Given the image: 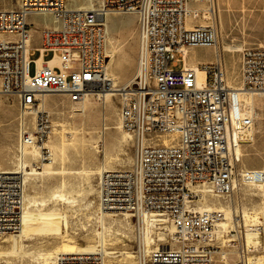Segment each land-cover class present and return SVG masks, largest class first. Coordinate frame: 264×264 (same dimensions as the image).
Wrapping results in <instances>:
<instances>
[{
  "label": "built area",
  "instance_id": "2783aa9c",
  "mask_svg": "<svg viewBox=\"0 0 264 264\" xmlns=\"http://www.w3.org/2000/svg\"><path fill=\"white\" fill-rule=\"evenodd\" d=\"M190 1L102 0L82 9L68 7L66 0H16L13 8L0 9V95L15 97L18 109L16 170H0V233L21 229L25 177L31 172L25 162L36 171L53 162L54 126L46 98L64 95L84 105L88 96L102 101L116 93L119 121L135 151L129 168L98 174V212L121 216L133 228L136 264H215L216 259L225 264L230 249L234 264H255L254 253L264 248V216L242 228L243 215L232 197L236 185L264 188V163L242 174L238 170L241 150L259 137L264 141V127L257 128L263 120L251 112L256 103L242 100L252 95L264 108V7L262 39L239 51L234 81L227 78L212 0H196L208 5L203 10L189 8ZM111 14L137 17L136 70L122 87H116L108 67L105 21ZM31 16L53 18V25L40 29L35 61ZM200 16L209 24L188 23ZM193 47L215 53L214 62L197 65L204 72L201 82L186 66ZM218 201L233 208L236 228H221L225 214ZM147 221L159 244L150 250L140 242ZM247 229L259 236L255 247L246 244ZM56 264H105V256L61 255Z\"/></svg>",
  "mask_w": 264,
  "mask_h": 264
},
{
  "label": "rangeland",
  "instance_id": "374dc122",
  "mask_svg": "<svg viewBox=\"0 0 264 264\" xmlns=\"http://www.w3.org/2000/svg\"><path fill=\"white\" fill-rule=\"evenodd\" d=\"M66 3L68 7L78 8L76 7L77 4L80 6L89 5V0H66ZM15 5L16 0H0V9L13 8ZM188 6L190 8L200 7V9H207L208 7L206 4L199 5L196 0H191ZM263 7L264 0H220V15L223 26L220 25L221 35L219 38L222 44L227 47H240L241 49L257 46L262 39ZM106 22L110 33L113 34L110 48L116 52L113 67L109 68V72L118 77V86H120L127 83L134 76L136 70L137 17L134 14H111L106 17ZM188 23L209 24V21L200 16L196 20L190 18ZM45 25H53V18L50 16H31L28 18V26L33 36V50L30 57L32 61L40 57L39 52L34 49L39 43L40 29ZM222 54L227 78L237 80L240 71L239 51L236 53L222 52ZM51 56L52 54L48 53L44 58L48 60ZM187 60L196 65L207 64L214 62L215 53L210 47H193L188 51ZM34 71L35 65L32 63L29 68L30 75ZM102 101L98 98H91V105L88 106L87 115L84 116L82 113L73 110L74 105L67 96L53 95L46 98V106L52 115L54 126L49 144L54 154L53 168L58 171L93 170L96 173L89 176L87 180L84 174L26 176L28 179L26 180L25 194L38 201L37 208L43 212L51 210L62 212L59 224L60 231L55 233L52 231L54 227L38 226L33 228L30 233L31 238L25 242V251L28 255L26 254L23 258L5 255L11 245L10 243H2V239L14 234L0 235V264H43L42 261L36 260L31 253L55 252L63 249V244L75 246L98 244V233L103 231L97 223V213H99L98 171L104 164L107 167H116L115 169L129 168L135 151L133 140L125 139L124 132L121 131H106L108 136L105 141H102L103 124L115 126L120 122L118 114L119 97H113L110 104L105 101L106 104L103 105ZM256 106V111L263 116L264 108L259 100ZM103 114L106 115V120H103ZM17 118L16 98L0 95V170L3 171L16 169ZM262 126V121H259L257 128L261 130ZM63 141L65 142L64 145H62ZM263 147L264 141L261 140V137L253 145L246 146L238 170L240 168H259L264 163ZM62 182L66 184L65 188H61ZM237 189L238 191L232 197L236 210L240 209L241 212L254 214L262 210L263 200L260 188L243 184ZM61 190L68 196L75 198L76 202L67 204L59 199L51 198L53 193ZM42 201H45V206L40 205L39 202ZM90 203L91 205H89ZM105 222L106 228L109 230V234L106 236V251L112 252L110 255H105V264H136L133 251L137 247V240H135L136 233H134L133 228L121 216L107 215ZM240 224L244 228L245 223ZM123 235L125 238L122 237ZM158 236L164 241L163 235ZM156 237L157 233L154 230L152 238L155 239ZM165 243L161 242L162 245ZM155 246L157 247L159 244L155 243L151 249ZM230 251L234 252L233 249ZM126 252L130 253L132 257H128ZM233 252L225 264L235 263L236 257ZM254 256L255 258L264 256V248H260L254 253ZM215 264L222 263L216 259Z\"/></svg>",
  "mask_w": 264,
  "mask_h": 264
},
{
  "label": "bare ground",
  "instance_id": "6f19581e",
  "mask_svg": "<svg viewBox=\"0 0 264 264\" xmlns=\"http://www.w3.org/2000/svg\"><path fill=\"white\" fill-rule=\"evenodd\" d=\"M102 3V0H89V5L87 6H80V5H76V7L78 8H82V9H90L92 7H96L97 5H100ZM212 7L214 8L215 11V15H216V21L217 24L219 25V37L221 35V28L220 25L223 26V20H222V16L221 14V9H220V0H212L211 1ZM190 8V7H189ZM203 10V9H202ZM204 19V18H203ZM105 25H106V29H107V54L109 57V63H108V67H113L114 64V60L116 58V52L114 50H112L110 48L111 43H112V35L109 31V27L107 25V22L105 21ZM202 25H207L205 23H202ZM49 26V25H48ZM219 47L221 49L222 52H230V53H236L238 51L241 50L240 47H235V46H224L219 38ZM117 51V50H116ZM187 54L188 51L186 52V66L193 68L196 70L197 72V76L199 81L201 82L204 79V72L201 71L198 66L194 63H191L187 60ZM51 65H53L51 63ZM110 73V72H109ZM110 77L114 80V82L116 83V87H122L124 84L118 86V77L117 76H113L110 74ZM116 91V90H115ZM117 94L116 93H110L107 94L105 96V100L103 99L102 104L105 105V101L108 102V104L111 103L113 97H115ZM91 98L90 96H88L85 101H84V105H74V111L78 112V113H82V115L86 116L87 115V109L88 106L91 105ZM242 100L245 103H257L258 104V100L252 96V95H245L242 96ZM74 112V113H75ZM251 112H256L258 114V118L264 120L262 114H259L257 111H255L254 109L251 110ZM103 120H106V115L103 114ZM263 126L264 127V121H262ZM112 130H117V131H121L124 132V136L125 139H130V137L126 134V132L123 130L121 123H117L115 126H108L106 124H103L102 127V141L106 140V137L108 136V133L106 134V131H112ZM64 141L63 144L64 145ZM167 144V142H166ZM61 145V146H62ZM241 154L243 155V150H241ZM263 159H264V147H263V153H262ZM34 159H36V157H33ZM106 158V157H105ZM133 160V159H132ZM53 161L51 164H46L42 167L41 171H36L33 170V166H31L30 164H27V162H25V168L30 167L31 172L30 173H26L29 175H42V176H52V175H56V174H84L86 176V180L88 179L89 176H93L96 172L93 170H77V171H69V170H61L58 171L55 168H53L54 165ZM15 166H17V163L15 164ZM23 167V166H21ZM23 167V168H24ZM116 167H107L105 164L103 165V167L101 168V170L106 169V170H112ZM16 170V169H15ZM15 170H5L6 172H13ZM98 171V174L100 173V171ZM245 168H240L239 173L242 174L244 173ZM26 172H28V169H26ZM28 179V177H25V182ZM66 184L65 183H61V188H65ZM236 188H238V186L236 185ZM262 190V210L260 212H257L256 214L254 213H245L244 211H242L240 214L243 215V221L245 223L246 226H249L250 224L255 226L258 222L259 219H261V217L264 216V188L263 187H258ZM52 199H59L60 201L67 203V204H74L76 202L75 198H72L70 196H68L67 194H65L62 190L60 192H55L53 193V195L51 196ZM40 205L45 206V201L39 202ZM219 206L218 208H222V210L224 211L225 214V220L221 223V228L223 230H227L229 228H236V223L233 220L234 217V212H233V208H230L228 206L225 207L221 201H218ZM217 202L215 203L218 204ZM38 201L28 197V195L25 194V206H24V211H23V215H22V226L19 232L17 233H12L14 235L10 236V237H6L4 239H2V243H10L11 247L9 249V251H7L5 253V255L11 256H19V257H24L27 252L25 251V242L28 241L31 238V231L33 228L35 227H54V229L52 231H55V233H59L60 231V220H61V214L62 212H58L57 210H51L48 212H43L41 209L37 208L38 206ZM91 205V203L89 204ZM210 206H208L209 208ZM92 208H93V203H92ZM207 207H201L199 208L200 211L204 210ZM107 214L104 213H97V223L99 224V226L101 227V229L103 230L102 232L98 233V237H99V242L97 245H92V246H75L73 244H63L64 247L61 250H57L55 252H38V253H34L32 252L31 255L33 254L36 260L42 261L43 264H56L58 261V258L61 255H69V254H96V253H100L105 255H110L112 254V252H107L106 251V236L109 234V230L108 228H106V219ZM248 224V225H247ZM153 228L152 225L147 221L146 222V226L143 230V233L141 234L140 237V242L141 244L144 246V248H146L147 250L151 249V245L155 244V240H153L152 238V233H153ZM0 235H8L7 233H0ZM123 238H125V236H122ZM245 240H246V244L249 246H256L260 241H259V236L256 232L248 230L246 232V236H245ZM128 257H132V255L128 252H126ZM28 255V254H27ZM255 260V264H264V256H259L254 258Z\"/></svg>",
  "mask_w": 264,
  "mask_h": 264
},
{
  "label": "crops",
  "instance_id": "0c3cea01",
  "mask_svg": "<svg viewBox=\"0 0 264 264\" xmlns=\"http://www.w3.org/2000/svg\"><path fill=\"white\" fill-rule=\"evenodd\" d=\"M48 26V25H47ZM33 37V36H32ZM137 40H138V37H137ZM38 46H39V43H38ZM38 52V51H37ZM137 55H138V51H137ZM44 60L46 61V59L44 58ZM136 62H137V60H136ZM47 98H49V97H47ZM255 168H258V167H255Z\"/></svg>",
  "mask_w": 264,
  "mask_h": 264
}]
</instances>
